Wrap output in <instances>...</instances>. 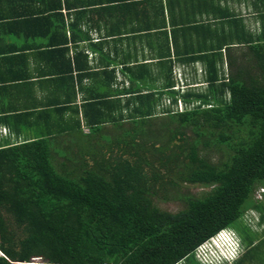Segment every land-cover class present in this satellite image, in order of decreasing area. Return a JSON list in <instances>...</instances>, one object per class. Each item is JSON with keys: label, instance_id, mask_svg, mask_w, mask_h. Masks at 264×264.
<instances>
[{"label": "trees", "instance_id": "trees-1", "mask_svg": "<svg viewBox=\"0 0 264 264\" xmlns=\"http://www.w3.org/2000/svg\"><path fill=\"white\" fill-rule=\"evenodd\" d=\"M256 47L261 77L219 80L212 64L206 92L179 96L174 81L149 88L131 75L118 93L130 95L124 103L103 90L115 82V70L95 71L88 54L76 51L69 80L75 87L77 71L80 90L87 91L82 108L89 132L73 136L77 145L69 153L53 141L81 129L80 122L0 147V264H181L189 256L206 264L196 249L225 228L235 230L238 255L217 264H252L264 242V228L245 222L254 200H264L256 192L264 182V39ZM83 77L92 78L87 87ZM162 113L171 118L159 131L154 119ZM211 144L225 147L228 159H208L203 149ZM180 182L211 189L200 197L184 194L176 212L160 208L156 200L169 198V185ZM255 209L264 223V203Z\"/></svg>", "mask_w": 264, "mask_h": 264}, {"label": "crops", "instance_id": "crops-1", "mask_svg": "<svg viewBox=\"0 0 264 264\" xmlns=\"http://www.w3.org/2000/svg\"><path fill=\"white\" fill-rule=\"evenodd\" d=\"M261 39L264 0H0V147L80 122L81 129L53 141L69 153L77 145L73 136L89 132L82 108L87 91L80 90L77 71L75 87L69 80V59L73 65L78 50L95 71L115 70V82L103 90L124 103L130 95L118 93L131 75L149 88L174 81L179 96L206 92L212 64L219 80L261 77ZM91 82L82 78L83 87ZM59 103L64 112L55 109ZM263 243L252 264H264Z\"/></svg>", "mask_w": 264, "mask_h": 264}, {"label": "rangeland", "instance_id": "rangeland-1", "mask_svg": "<svg viewBox=\"0 0 264 264\" xmlns=\"http://www.w3.org/2000/svg\"><path fill=\"white\" fill-rule=\"evenodd\" d=\"M187 83V82H185ZM206 85V83H203L204 86ZM184 105V103H183ZM185 106H182L181 111H183L185 108ZM162 115V116H161ZM171 116H169L166 113H162L159 115V117H157L156 119H154V123H156L154 125V128L156 130L159 131H163L160 128V123L164 121L165 125L167 124L168 121H170ZM159 125V127H158ZM170 127L174 128V126H176V124H170ZM165 130H167V128L169 129V132L172 134L171 137L174 136V132H171L170 128L168 126H164ZM163 127V128H164ZM108 132H113L114 128H109L107 130ZM156 131H154L153 133H155ZM119 134L120 130H115V134ZM165 134H167L168 132H165ZM187 133L190 136H194L193 131L191 130V128H189L187 130ZM153 138L151 137V140ZM203 149V148H202ZM203 153L206 154V156L208 157V159H210L213 162L216 163H222V161H225L228 159V155L229 152L226 151L225 147H221L218 148L214 145L211 144V146H208L207 148L203 149ZM168 188H174V189H170L169 195L167 199H160V200H156V203L159 205L160 208H162L163 210H168L171 212H176L180 209H182V207L185 205L184 201L181 199L183 198L184 194H192L194 196L200 197L203 194H205L207 191H209L211 189V187H207L204 186L202 184H187V183H181L178 186H174V185H169ZM261 188V189H260ZM260 190L261 193H264V182L261 183V185H259L257 187L256 192ZM255 192L254 196H257ZM264 203V200L259 201V200H254V204L255 207L257 206V204L259 203ZM253 202H250V206H252ZM255 207H252L251 209H249L246 212L245 215V222L248 223L250 225L251 228L262 231L263 224H258L257 219H259V212H257V209H255ZM234 237L232 236V234L224 232L223 230H221L215 237L212 238V240L208 241L207 243H204L203 245L199 246V248L196 251V255L197 257H199V259L201 261H206L207 263L210 264H216L217 261H221L223 257H225L224 252H228V256H233V258L238 255V250H237V245L235 246L233 243L232 245L234 246V249L232 248V251H230V244H228V242H231V240H233ZM233 260V259H232ZM35 261H43V259L41 258H37L35 259ZM181 264H201L199 263L194 256H189L187 259L183 260L181 262Z\"/></svg>", "mask_w": 264, "mask_h": 264}, {"label": "bare ground", "instance_id": "bare-ground-1", "mask_svg": "<svg viewBox=\"0 0 264 264\" xmlns=\"http://www.w3.org/2000/svg\"><path fill=\"white\" fill-rule=\"evenodd\" d=\"M224 232H227V233H230V234H232V236L234 237V235L236 234L235 233V230H233V229H228V228H225V229H222ZM218 234V233H217ZM216 234V235H217ZM216 235H214V236H212V238L213 237H215ZM212 238L211 239H209L208 241H210V240H212ZM208 241H206V242H204V243H207ZM203 243V244H204ZM232 243L236 246V242H235V238L233 239V240H231V242H228V244H230V251H232V248L234 249V246L232 245ZM203 244H201V245H203ZM200 245V246H201ZM199 248V247H198ZM197 248V249H198ZM197 249H196V251H197ZM196 251H195V253H196ZM236 257V256H235ZM234 257V258H235ZM233 258V256H230V257H224V260L223 261H221V262H232L233 260L232 259H234ZM220 263V262H219Z\"/></svg>", "mask_w": 264, "mask_h": 264}, {"label": "built area", "instance_id": "built-area-1", "mask_svg": "<svg viewBox=\"0 0 264 264\" xmlns=\"http://www.w3.org/2000/svg\"><path fill=\"white\" fill-rule=\"evenodd\" d=\"M182 106V105H181ZM264 192V191H263ZM261 193V192H260ZM259 196H261V194H259ZM224 254H225V257H229L228 255V252H224ZM199 258V257H198ZM224 260V257L222 258V260L221 261H223ZM221 261H217V263H219V262H221ZM206 264H210V263H207L206 261H204ZM216 263V264H217Z\"/></svg>", "mask_w": 264, "mask_h": 264}]
</instances>
